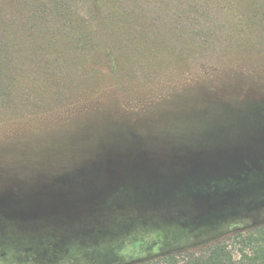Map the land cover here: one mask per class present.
Listing matches in <instances>:
<instances>
[{
  "label": "rangeland",
  "instance_id": "374dc122",
  "mask_svg": "<svg viewBox=\"0 0 264 264\" xmlns=\"http://www.w3.org/2000/svg\"><path fill=\"white\" fill-rule=\"evenodd\" d=\"M62 39L0 121V264H134L264 219L263 43L182 67Z\"/></svg>",
  "mask_w": 264,
  "mask_h": 264
},
{
  "label": "trees",
  "instance_id": "16d2710c",
  "mask_svg": "<svg viewBox=\"0 0 264 264\" xmlns=\"http://www.w3.org/2000/svg\"><path fill=\"white\" fill-rule=\"evenodd\" d=\"M56 36L73 38L72 49H65L84 54L83 62L104 53L117 62L161 52L178 53L183 67L192 60L210 62L228 49L240 50L238 55L264 44V0H0V121L16 107L22 72L44 55L66 52L52 40ZM153 43L164 47L157 51ZM225 70L233 85L241 84L240 72ZM241 228L219 233L204 246L195 242L159 251L134 264H264V219Z\"/></svg>",
  "mask_w": 264,
  "mask_h": 264
}]
</instances>
